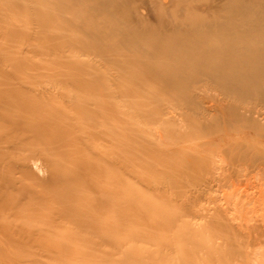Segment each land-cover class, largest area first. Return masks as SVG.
Masks as SVG:
<instances>
[{
  "label": "rangeland",
  "instance_id": "1",
  "mask_svg": "<svg viewBox=\"0 0 264 264\" xmlns=\"http://www.w3.org/2000/svg\"><path fill=\"white\" fill-rule=\"evenodd\" d=\"M137 2L150 7L146 0ZM47 5L46 34L38 37L37 24L34 21L33 25L30 16H33L34 3L22 8L14 0H0V99L5 96L15 100L17 96L18 100L19 95L24 99L22 103L9 104L8 109H0V138L3 139L0 157L4 160L13 157L12 161L19 158L12 170L24 167L22 171L32 172L27 165L31 162L30 157L20 159L21 150H16L19 146H12V142L20 141L24 149L31 146L49 156L47 165L42 154L37 152L35 155L42 159L44 171L38 175L40 178H49L51 170L62 171L58 178H66V170L73 172L86 163L91 167L95 165L88 168V179L95 180L106 171L109 175L101 178L98 187L110 191L113 196L88 210L96 215L94 226L82 218L80 209L74 207L86 203V200L95 201L83 180L67 182L65 189H71L78 195L60 196L63 205L60 210L50 205L49 195H26L20 189H7L6 185L4 192L7 190V193L1 195L4 188L0 187V190L3 188L0 191V264H194V261L195 264H231V261L233 264H264V130L260 129L264 128V118L259 116L256 119L257 128H247L241 135H234L236 137L224 151L217 150L218 155L216 150L209 151L204 144L207 138L202 134L200 137L192 134L191 120L196 116L207 122L212 119L210 113L205 117L186 108L174 109V100L179 97L177 91L162 90L157 84L146 85L168 101L163 105L167 108L165 111L159 109L160 114L146 97L129 95L126 79L130 73L119 76L105 60L87 56L74 48L75 43L71 39L81 36L75 25L80 22L81 6L88 7V3L51 0ZM60 6L68 20L53 14ZM152 13L143 9L144 17L156 24V15ZM87 22L96 23L93 20ZM30 25L33 29L35 26V30L30 29ZM32 46L37 48L35 51L45 48V54L34 52ZM42 57L45 62H40ZM92 70L99 71L102 77L90 76ZM77 72L84 76L79 79ZM91 80L105 84L112 92V105L116 108L112 117L109 115L111 126L100 124L95 126V130L103 135L117 132V138L110 136V141L95 140L92 144H85L88 137H82L80 129L85 130L88 125L78 121L66 128L62 123L65 115L57 113L59 102L61 105L63 100H69L61 94L66 88L67 92H73L71 89L85 90L77 83ZM46 89L50 92L45 93ZM96 91L100 93L101 89ZM43 92L45 96H42ZM215 94L219 95L218 92ZM51 100L54 101L51 102L53 107ZM64 101L63 107L71 103L65 107L67 110L82 107L79 102L67 101L69 105H66ZM141 109L146 111L148 118L141 115ZM153 111L156 113L154 116L151 114ZM45 115L51 123L48 134L43 138L31 137L27 143H22L25 136L21 129L17 131L18 126L39 124L38 120ZM219 115L217 113L222 120L224 117ZM87 117H91L89 113ZM98 120L103 121L104 117L99 116ZM194 132L202 131L196 132L195 129ZM179 136L184 137L183 141L174 143L173 137ZM47 139H53L51 152L45 146ZM212 152L216 159L201 157L214 155ZM205 162L216 166L210 165L214 166L211 168L215 173L213 180H209L210 175L207 177V172H204ZM106 163L107 169L104 168ZM7 171L0 167L1 177H5ZM57 186L56 182L47 188ZM50 226L52 228H48ZM96 228H114L117 230L113 231L116 240L113 241L112 236L100 242L84 239L92 229L96 232ZM69 232L70 239H67ZM228 241L235 245L238 257L234 256L235 253L228 254L231 244ZM209 248L212 256H209ZM218 249L221 254L217 253Z\"/></svg>",
  "mask_w": 264,
  "mask_h": 264
},
{
  "label": "bare ground",
  "instance_id": "2",
  "mask_svg": "<svg viewBox=\"0 0 264 264\" xmlns=\"http://www.w3.org/2000/svg\"><path fill=\"white\" fill-rule=\"evenodd\" d=\"M49 1L51 0H14L16 5L22 8L29 4H35L32 11L33 16H30L33 19V25H35L34 21L37 24L36 31L39 32L38 37L39 35L43 36L46 34V21L49 19V13L46 9L48 8L47 4ZM137 1L138 0H80L82 4L88 3L89 6L85 8L81 6L79 16L80 22L78 25H75L77 26V31L81 33V36L71 39V41L75 43L74 48L85 53L87 56H94V58L105 60L106 63L117 70L119 76L130 73L129 78L126 79L130 90L129 95L134 94L136 97H146L155 105L156 110L159 112L160 110L165 111L166 106L163 107V105L167 100L158 96L153 90H149L146 85L157 84L162 90L171 89L177 91L179 97L174 100V109L184 110L186 108L188 111L191 110L205 117L210 113L212 119L207 122L200 120L201 118L197 119L196 116L195 120H191V118L188 120L192 121V123L190 122L192 124V130L190 129L191 132L193 131L192 134H198V137H200L199 134L204 135V137L207 138V140L204 141L205 146L209 147V151L216 150V152H214L217 155V150L219 149L218 152L224 151L227 144L236 137L234 135H241L247 128H257L258 123L256 119L259 116L264 118V0H146L147 5L150 6L149 8L146 5L142 6ZM74 6L75 5H71V7ZM143 9L155 13L156 16H154L157 20H154H156V24H152L144 17ZM34 13L37 17L34 16ZM53 14L66 19L64 9L61 6L58 7ZM88 20L96 21V23L89 24L87 22ZM31 28L35 30V26L33 29V26L30 25V29ZM32 48L36 53L41 55L45 54V48H42L41 51H35L37 49L35 46H32ZM42 60L43 61L40 62H45L43 57ZM77 73L78 75L76 76L78 78L84 76L81 72ZM92 73L93 74L90 76H95L97 78L102 77L97 70H92ZM73 85H75V83ZM77 86L85 90L81 89L80 91H74L71 89L73 92L70 90L67 92L66 88V91L61 93L69 98L68 100L66 97L68 102H79L82 105L80 109L72 111V109L67 110L65 108L67 106L63 107L62 104L64 100L61 102V105L59 102V112L58 110L56 111L58 112L57 114L63 112L62 114L65 115V119L62 122L64 124L63 126L69 128L71 123L76 124L78 121L86 123L88 128L85 130L80 129V132L83 134L82 137H88V140L84 141L85 144H92L95 140L110 141V136L113 139L117 138V132H106V135H103L95 130L96 125L104 124L111 126L109 115L112 117L116 111V108L112 105V92H110L102 82H93V80L87 82L79 81ZM60 87L62 86L60 85L58 87L59 92ZM98 88L101 89L100 93L96 91ZM38 89L40 90V88ZM40 91L42 92V90ZM213 91L215 93L218 92L219 95L215 93H213L215 94L213 95ZM47 92L50 91L46 89L45 93ZM57 94L59 95V93ZM29 95L31 96V94ZM58 95H56V99L59 101ZM42 96H45L44 92ZM4 97L5 96H2V99H0V109L2 110L8 109L9 104L12 105L14 103H22L21 100L24 101L23 97L21 98L20 95L18 96V100L17 96L15 100H13V98L6 99ZM36 97L38 98L37 95ZM41 100L42 99H40V101ZM181 100L182 103H179ZM43 101L45 100L43 99ZM52 101L53 100L49 102L51 103ZM67 101H64V103L69 105ZM205 102H208V105H204ZM102 103L105 104L99 106ZM169 103L172 104L173 102ZM50 105L52 106V103ZM42 106L43 104L41 107ZM69 106H71V103ZM94 106L96 107L94 108ZM42 109L44 110L43 107ZM141 110V115H144L143 117L145 119L148 118V114L144 113L146 111L144 109ZM34 111H36V109H34ZM97 111L101 113H96ZM212 111L215 114L212 113ZM44 113H46L45 110ZM87 113H89L91 117L86 118ZM217 113L220 114V117L223 116L224 118H222V120L218 118ZM96 114H99L100 117H104V120L99 121V116ZM151 114L154 116L156 113L154 112ZM162 115H159V117ZM43 117L44 120L39 118V124L36 123L35 125L33 124L27 127L18 126L19 129L17 128V131L21 129L20 132L25 136V139H21L23 141H21L22 143L26 142L31 137L38 136L39 138H43L48 134L47 131L49 130L48 128L51 127V123L47 121L46 115ZM155 117H153V119ZM242 123L248 124V126L242 125ZM195 129L196 132L198 130L202 132L195 133ZM260 129L264 130L263 127H260ZM15 130L14 128V131ZM184 134L183 136H185ZM216 134L217 136H214ZM187 135L189 136V134ZM183 136L173 137L174 143L183 141ZM1 138L0 145H2L1 140H3ZM52 141L53 139H47L46 142L44 140L46 149L50 150V152ZM19 142H12L13 145H11L19 146L16 150H21L20 159H28L30 157L31 162L30 164L27 162V165H29L33 171L26 173V171L21 170L24 168L21 166V168L18 167V169L20 168L18 171H13L12 169L16 168L15 166L18 164L16 160L19 158L12 161L11 159H13V157L6 160L0 157V167L8 170L5 177H1L2 173L0 174V184L2 183L0 187L3 186L4 188L6 185L7 189H20L25 192L26 195H49L50 205L60 210L63 208V205H61L62 200L59 199L60 196L78 195L71 192V189H65L67 182L70 183L73 180L82 182L83 180L87 182L89 191L95 201L86 200L87 202L83 204L80 203V206L79 204L73 206L77 210L80 209V212H78L81 213L80 215L82 218L95 226L94 222L96 215L91 213V211L89 213L88 210L98 204L105 203L109 197L111 198L113 196L110 195V191H104L102 188L98 187L101 178H105V176L109 174L104 171L103 174H101L100 177H96L95 180L88 179L90 174L88 168H94L95 165L91 167L86 163L73 172L66 170L65 176L68 179L63 177L58 178L57 175L62 171L58 172L57 170H51L49 172V178H40L38 175L44 171L41 161L42 159H46L48 155L45 151H39V153L34 148H30L31 146L24 149V147L20 146L21 143ZM37 152L40 155L42 154L41 156L43 158L41 160L35 157ZM214 155L211 154L208 156V154H204L201 155V157L205 160L206 158L212 160L213 157L216 159V155ZM46 160L48 165L50 160ZM207 163L203 167L205 170L204 172H207V177L210 175L208 178L209 180H213V174L215 173L214 169L212 171L211 168H213L215 164L210 162L214 165L211 167L210 165L212 164ZM29 166L28 168L30 169ZM28 168H25V170ZM104 168H108L107 163L104 165ZM56 182L58 184L57 188H47ZM35 185L37 187H34ZM4 190L5 188L2 190L3 193L0 192L1 195L7 193V190L6 192H4ZM48 228H52V226ZM112 229L113 230H111V228H96V232L92 229V232H90L91 234L85 235L84 239H95L100 242L112 236L111 239L115 241L116 235L113 234V231L117 230H114V228ZM226 231L228 232V230ZM67 234V239H70L69 234L71 233L69 232ZM257 239L258 237L256 240ZM242 242H244V240H242ZM217 248L218 247H216V250ZM209 251L211 253L209 256H212L211 249ZM235 252V245L231 243L228 248V254L232 255ZM217 253H220L219 249ZM236 253L234 256L238 257ZM241 255L242 253L240 256ZM217 256H219V254ZM213 258L215 259V257ZM214 259H212V261H215ZM220 259L223 261V257H220ZM224 261L226 262L225 259ZM231 264H233L232 261Z\"/></svg>",
  "mask_w": 264,
  "mask_h": 264
}]
</instances>
